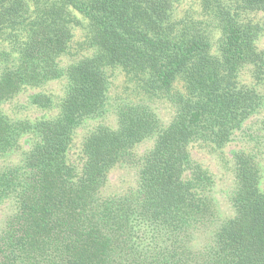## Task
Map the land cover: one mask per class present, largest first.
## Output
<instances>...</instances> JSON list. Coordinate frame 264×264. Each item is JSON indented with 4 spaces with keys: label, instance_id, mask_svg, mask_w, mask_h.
<instances>
[{
    "label": "trees",
    "instance_id": "trees-1",
    "mask_svg": "<svg viewBox=\"0 0 264 264\" xmlns=\"http://www.w3.org/2000/svg\"><path fill=\"white\" fill-rule=\"evenodd\" d=\"M263 39L264 0H0V264H264Z\"/></svg>",
    "mask_w": 264,
    "mask_h": 264
},
{
    "label": "rangeland",
    "instance_id": "rangeland-1",
    "mask_svg": "<svg viewBox=\"0 0 264 264\" xmlns=\"http://www.w3.org/2000/svg\"><path fill=\"white\" fill-rule=\"evenodd\" d=\"M264 42V39H263ZM58 85V82L51 83L50 87L55 89ZM120 86V79H118L115 84L114 88H118ZM24 99V98H23ZM22 99V100H23ZM8 108V107H6ZM31 114H37V111L30 110ZM247 125V126H246ZM242 131L238 132L236 136H238L236 141L227 149V151L234 150L238 148L241 145L242 141V135L249 132V134H252L253 136L260 133L264 126V112L262 114H257L255 117L249 121ZM248 130V132H247ZM260 130V131H258ZM262 133V132H261ZM258 140V139H256ZM257 141H255L253 144H256ZM194 156L203 161L206 166H208L216 175V181H217V196L220 198L221 191L225 188H228L231 180V174L228 172L226 168V164L223 161V158H221L219 155H209L207 153H201L198 151H194ZM221 207L223 209H227V203L225 202V199L221 197Z\"/></svg>",
    "mask_w": 264,
    "mask_h": 264
}]
</instances>
